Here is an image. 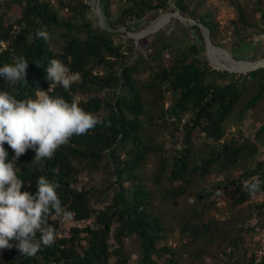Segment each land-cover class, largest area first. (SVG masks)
<instances>
[{"label":"trees","instance_id":"16d2710c","mask_svg":"<svg viewBox=\"0 0 264 264\" xmlns=\"http://www.w3.org/2000/svg\"><path fill=\"white\" fill-rule=\"evenodd\" d=\"M4 2L17 4L21 8L16 24L10 23L2 13ZM126 2L129 5L115 22L117 26L139 24L150 14L168 12L171 8L172 12L179 11L183 17L195 21L194 30L201 32L199 25L207 28L213 43H216L214 36L217 24L213 15L203 14L193 8L192 0ZM54 3L68 10V19L59 13ZM261 4L262 1L259 7L264 18ZM100 6L106 19L111 20L112 0H100ZM0 11V66L13 63L14 57H24L29 63L26 81L8 82L0 78V90L8 91L19 100L35 98L38 89L46 90L50 85L51 82L46 79V66L51 59H57L68 67L70 73L79 75L69 90L57 85L51 95L62 96L69 102L75 100L99 121L85 134L73 135L67 144L58 148L51 159L33 162L35 153L28 150L14 161L18 167V177L26 184L21 190L34 193L36 180L40 176L55 181L59 185L57 192L62 206L71 213V220L75 223L67 231L65 226L68 223L50 214L49 223L57 233L55 243L42 246L31 257L20 255L14 247L2 249L0 264H131L127 248V241L131 239L140 243L141 255L136 264H162L161 259L166 257H170L168 264H180L176 253L164 244V221L156 214L153 192L139 173L153 150L143 135V119H150L148 104L152 102L147 103L143 85L136 78L140 73L139 66H125L121 72H115V66L119 63L123 65L125 60L122 48L107 32L94 27L89 17L92 6L83 2L76 5L64 3L63 0H0ZM240 18L245 21L242 11ZM40 30L47 33L60 30L63 39L61 50H54L48 39L45 41L38 38L36 33ZM30 35L32 39L28 40ZM202 49L206 47L191 46L188 51L176 53L170 65L161 62L160 71L147 84V91L154 100L153 106L165 101L168 91L174 94L171 109L161 111L163 117L174 115L180 123L182 116L190 113V118L184 124L187 147L173 158L169 164L170 171L165 167L159 175L160 178L168 176L172 183L178 184L174 195L183 193L184 186L190 184L196 176L211 175L220 164L235 168L245 155L254 156L258 150L257 145L250 141L242 144L225 141L217 152L195 160L192 138L196 131L210 140L220 142L224 139V124L243 95L241 78L255 80L259 84L257 93L243 106L242 115L257 106L264 97V67L246 75L217 71L206 58L201 60L198 57ZM100 68L105 72L99 71ZM219 80L229 82L224 84ZM118 87L125 89L126 93L113 104L99 96L85 99L95 88L111 90ZM262 133L264 127L256 136ZM119 144L131 146L125 150L126 159H122L115 149ZM4 147L9 157H14V150L6 143ZM107 156L114 167L112 172L117 178L119 190L106 208L98 209L91 204L90 191L79 185L82 168L75 164V160L81 165L83 162L99 165ZM252 177L262 182L258 193L264 194V161L229 182L242 200L251 197L247 191H242V183ZM216 188H202L199 197L202 200L208 199ZM255 210L263 215L264 203L256 205ZM198 219L199 222L185 226V233L195 240H210L215 236L214 225L218 221L200 216ZM81 220H91V224L79 227L76 222ZM231 244L237 248L234 242ZM226 256L224 251L220 253V258ZM257 258L258 252L247 263L235 261L232 264H264V259L257 263Z\"/></svg>","mask_w":264,"mask_h":264},{"label":"rangeland","instance_id":"374dc122","mask_svg":"<svg viewBox=\"0 0 264 264\" xmlns=\"http://www.w3.org/2000/svg\"><path fill=\"white\" fill-rule=\"evenodd\" d=\"M64 3L84 4L92 6L89 15L94 27L105 31L121 46L125 60L115 66V72H121L123 67L138 65L140 73L136 78L143 85L146 92L145 97L150 110V119H143V135L148 139V144L153 148L142 165L139 173L147 187L153 192V204L155 212L164 221L166 227L165 245L170 247L178 257L180 264H232L235 261L247 263L258 252L259 237L258 228H264V213L260 215L255 210L256 205L264 203V194L257 193L242 200L236 192V188L230 185L232 178L240 175L243 171L254 169L258 163L264 161V133L256 136L264 127V97L257 106L246 114H241L243 106L257 93L259 84L255 80L241 78L240 87L243 90L242 98L232 115L224 124V139L220 142L208 139L200 131L193 135L192 149L195 151L194 158L209 157L218 151L225 142L235 141L242 144L250 141L258 147L254 156L245 155L235 168L227 164H220L215 167L211 175L196 176L190 184L184 186L183 193L174 195L178 184L172 183L168 176L159 177L165 168L170 171L169 164L175 156L187 147L186 131L184 124L190 118V113L182 116V121L174 115L162 116V110H169L173 105L174 94L167 92V98L153 106V97L147 91V84L156 72L160 71L159 64L162 62L170 65L176 53L189 50L191 46L202 47L198 57L201 60L206 58L211 66L217 71H226L237 75V73L223 69L218 64V58L212 56L207 48V43L202 32L203 25H200L201 32L194 30L195 24H190L180 16L173 17L156 33L138 39L140 34L150 30L151 25L162 15L178 13L179 11L153 13L141 23H132L128 27L117 26L115 22L122 16L124 9L128 7L126 0H112L111 20L103 15L100 0H63ZM262 1L264 11V0H192V7L203 14L211 13L217 24L213 45L229 52L237 61L255 62L264 59V18L259 2ZM261 4V5H262ZM59 13L68 19L67 9L60 7L57 3ZM2 13L10 23L16 24L21 15V8L17 4L4 2L1 8ZM0 11V13H1ZM240 11L244 14L245 21L240 18ZM185 18V17H184ZM187 19V18H185ZM19 29V28H18ZM134 33V36L132 34ZM83 36H85L83 34ZM137 38V39H136ZM32 39V35L28 40ZM49 44L56 51H60L63 45L60 30L48 32ZM194 56V54H193ZM217 65V66H216ZM219 69V70H218ZM99 71L105 72L103 68ZM110 71V70H107ZM226 84L227 81H220ZM164 86L163 88H165ZM126 93L125 89L118 87L111 90L93 89L88 97L99 96L108 103H115L118 97ZM130 145L119 144L115 147L117 153L126 159L125 150ZM75 164L82 168L79 185L91 193V204L104 209L108 206L114 195L119 190L116 183L117 178L113 176V165L110 158H107L99 165L83 162L82 165L75 160ZM126 185H129L126 184ZM180 185V184H179ZM228 185H230L228 187ZM217 187L214 194L206 200L199 197L202 188ZM225 187V188H222ZM207 220L218 221L214 226L215 236L210 240H195L185 233L187 224L199 222L198 217ZM65 226L69 231L74 221L70 220ZM234 242L237 248L231 244ZM127 248L131 255V264H136L141 255L140 243L136 239L127 241ZM201 250L206 252L200 253ZM224 251L226 257L220 258ZM170 257L161 259L162 264H168Z\"/></svg>","mask_w":264,"mask_h":264},{"label":"clouds","instance_id":"9594fccd","mask_svg":"<svg viewBox=\"0 0 264 264\" xmlns=\"http://www.w3.org/2000/svg\"><path fill=\"white\" fill-rule=\"evenodd\" d=\"M36 35L48 39L45 30ZM13 60L0 66V78L26 81L29 63L24 57ZM46 72L50 87L47 92L37 88L35 98L19 100L0 90V250L14 247L27 257L34 256L42 246L55 243L57 233L49 223L50 214L67 220L71 213L62 206L59 185L45 176L37 178L34 193L22 191L26 184L18 177L14 161L28 150L35 153L33 162L51 159L73 135L85 134L99 122L75 100L69 102L51 95L57 85L69 90L78 73H70L57 59L49 61ZM5 143L14 150V157H9ZM261 183L252 177L242 183V191L254 197L261 190Z\"/></svg>","mask_w":264,"mask_h":264},{"label":"bare ground","instance_id":"6f19581e","mask_svg":"<svg viewBox=\"0 0 264 264\" xmlns=\"http://www.w3.org/2000/svg\"><path fill=\"white\" fill-rule=\"evenodd\" d=\"M170 19H172V16L170 14L162 15L161 17H159L157 21L153 23V25H151L150 30H153L158 27L161 28ZM147 31L148 30H146L145 32ZM207 48L212 56L218 58L219 61L218 64L220 65V67H223V69L226 70L228 69L230 71L237 73H247L248 71H253L255 69L264 67V59L255 62L237 61L233 58V56L229 52L225 51L220 47L213 45V43L211 42L207 43Z\"/></svg>","mask_w":264,"mask_h":264},{"label":"built area","instance_id":"2783aa9c","mask_svg":"<svg viewBox=\"0 0 264 264\" xmlns=\"http://www.w3.org/2000/svg\"><path fill=\"white\" fill-rule=\"evenodd\" d=\"M49 87H50V85L44 91L47 92ZM71 218H72V216H70V218H68L67 220L64 219V222L65 223L69 222L71 220ZM90 224H91V220H81V221L76 222V225L79 227H87ZM257 231L260 234V237H259V246L260 247L258 250V258H257V263H259L260 261H262L264 259V228H261V229L258 228Z\"/></svg>","mask_w":264,"mask_h":264},{"label":"water","instance_id":"95a60500","mask_svg":"<svg viewBox=\"0 0 264 264\" xmlns=\"http://www.w3.org/2000/svg\"><path fill=\"white\" fill-rule=\"evenodd\" d=\"M170 15L172 16V18H173V17H176V16H180V17H182V19H184L185 21H189L190 24H195V23H196V22L193 21V20L185 19L182 15H180L179 12H178V13H170ZM199 26H200V25H199ZM160 29H161V28L158 27V28H155V29H153V30H148L147 32L140 34V36L138 37V39H141V38H143V37H145V36H147V35H150V34H152V33H156V32L159 31ZM202 32H203V34H204V37H205L206 43H208V42H211V43H212V41H211V37H210V31H209L207 28L204 27V29H202ZM132 36L135 37V36H134V33L132 34ZM136 39H137V38H136ZM213 67H214V66H213ZM214 68H215V67H214ZM258 69H259V68H258ZM255 70H256V69H255Z\"/></svg>","mask_w":264,"mask_h":264}]
</instances>
